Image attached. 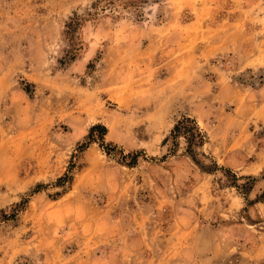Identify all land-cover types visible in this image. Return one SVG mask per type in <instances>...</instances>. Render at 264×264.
Segmentation results:
<instances>
[{
  "label": "rangeland",
  "instance_id": "1",
  "mask_svg": "<svg viewBox=\"0 0 264 264\" xmlns=\"http://www.w3.org/2000/svg\"><path fill=\"white\" fill-rule=\"evenodd\" d=\"M0 264H264V0H0Z\"/></svg>",
  "mask_w": 264,
  "mask_h": 264
},
{
  "label": "trees",
  "instance_id": "2",
  "mask_svg": "<svg viewBox=\"0 0 264 264\" xmlns=\"http://www.w3.org/2000/svg\"><path fill=\"white\" fill-rule=\"evenodd\" d=\"M108 4L113 3V0H106ZM97 11H87L85 14H78L76 11L72 12V16L69 17V20L65 23V34L66 38L69 41L68 49L65 52V55L62 59L59 60V63L67 64V62L74 61L75 58L79 55L81 50L83 49L84 42L82 40L80 34V28L83 26V23L86 20L93 19L97 14ZM98 130L101 137L106 133V128L102 124H94L90 127L88 138L92 137L93 131ZM168 138H171L172 147L170 152H175L177 146L179 145V138H182L185 143V153L192 159V161L199 166V168L206 172H211L213 169H217V166L214 164L215 168H211L207 166L206 163L202 162L198 157L199 154L205 156V154L198 151L205 142H206V134L199 126L197 120L194 117L189 115H182L179 119L176 120L172 128L170 129L169 136L165 137L163 142H166ZM100 146L104 149L108 154L110 153V149L104 147L103 140L100 142ZM140 151H135L128 156H130V160L125 162L128 166H133L136 163V160L139 156ZM124 157V155L122 156ZM232 185L236 188L242 187L244 189L243 194L245 200H247V194L252 189L254 182L256 181L255 177L245 176L247 182L245 184H237V177L235 174H232ZM70 182V176L64 174L62 177L58 179L59 185L63 186L66 183ZM248 203L253 202L252 200H247Z\"/></svg>",
  "mask_w": 264,
  "mask_h": 264
}]
</instances>
